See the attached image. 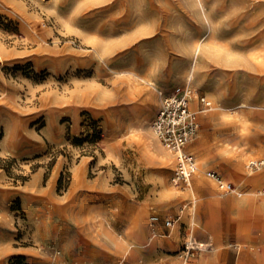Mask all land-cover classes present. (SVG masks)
<instances>
[{"label": "rangeland", "instance_id": "1", "mask_svg": "<svg viewBox=\"0 0 264 264\" xmlns=\"http://www.w3.org/2000/svg\"><path fill=\"white\" fill-rule=\"evenodd\" d=\"M0 55V264H264V212L225 202L263 198L264 0H0ZM185 84L211 105L176 186L150 124Z\"/></svg>", "mask_w": 264, "mask_h": 264}, {"label": "built area", "instance_id": "2", "mask_svg": "<svg viewBox=\"0 0 264 264\" xmlns=\"http://www.w3.org/2000/svg\"><path fill=\"white\" fill-rule=\"evenodd\" d=\"M197 98L205 106L211 103L203 95H198L190 84L175 88L170 93L160 92V104L153 121L154 132L161 145L176 156V165L172 181L176 186L190 185L192 175L197 171L196 156L186 150L187 145L199 131L200 122L191 103ZM264 166V155L248 161V170L254 172ZM207 175L215 180L224 193L234 192L236 188L231 182L217 172L209 170ZM264 194V186L258 191ZM158 216L153 215L152 220ZM173 219H166V225L171 226ZM55 264H66L58 262Z\"/></svg>", "mask_w": 264, "mask_h": 264}, {"label": "bare ground", "instance_id": "3", "mask_svg": "<svg viewBox=\"0 0 264 264\" xmlns=\"http://www.w3.org/2000/svg\"><path fill=\"white\" fill-rule=\"evenodd\" d=\"M4 1H7V2H9V3H14V2H16V1H18V0H4ZM19 1H21V0H19ZM39 1V0H38ZM41 2H45L46 0H40ZM24 2V1H23ZM22 2V3H23ZM201 47V43H197V45H196V50H198L199 48ZM98 50V49H97ZM99 50H103V49H99ZM99 52V51H98ZM99 54V53H98ZM101 55V54H100ZM99 55V56H100ZM0 58H1V55H0ZM160 58V57H159ZM161 58H163V55H162V57ZM178 72H182L184 75H185V77H186V79H187V81H191L192 80V77H193V75H194V71H195V67H191L190 69H188L187 67H185V66H178ZM117 75H119V76H128V78L131 80V82H133L134 80H136V79H138V80H146V78L145 77H143V76H140L133 68H127V67H123L122 69H120V70H113ZM149 80H150V78H149ZM161 92V91H160ZM160 92H159V96H160ZM214 104V103H213ZM193 105V104H192ZM243 105V104H242ZM228 109V107H226V106H224V105H222V104H218V103H216V104H214L213 106H212V112H211V114H210V116L212 117V118H215L217 115H219V114H221V113H224V110H227ZM141 119H142V117H141ZM145 121H148V118H146L145 117V119H144ZM153 121H154V119L151 121V126H150V130H151V134H152V131H153V133H154V135L156 136V134H155V132H154V129H153ZM140 122V121H139ZM144 124V123H143ZM141 128V127H140ZM142 129V128H141ZM146 132H145V137H146V140H147V145L148 146H155V144H154V142H153V138L152 137H150V136H152V135H148V136H146ZM155 140V139H154ZM155 156H157L160 160H162V162H164V163H172L173 162V160H172V157L171 156H169L168 157V155L167 154H165L163 151H161L160 150V148H158V147H156L155 149H154V151H151ZM245 152H242V153H240L239 155H238V164H239V168H240V170H245V165H244V161H245ZM247 155V154H246ZM198 166V165H197ZM200 168H203V164L200 166ZM209 171V170H208ZM208 171L206 172V173H208ZM250 171V170H249ZM254 173L255 172H248V175L249 176H252V175H254ZM201 188H203L204 190H208L209 189V187H208V185H206L205 183H203L202 181H199V184H198ZM260 189H262V188H259L258 190H257V195H256V191H251L253 194H255L256 196H258V191L260 190ZM187 193H189L190 195H195L196 194V191H195V188L193 187V185L191 184V186H189L188 187V190H187ZM236 196H238V197H236V198H227L226 199V201L225 202H227V203H231L232 204V206L234 207V208H236V207H239L240 205H251L252 207H254L255 209H257V210H261V211H263L264 212V194L262 195V200H261V202H258V198H256L255 196H251L250 195V192L249 191H236ZM248 194V196L247 197H245V198H242V196L243 195H247ZM239 197H241V198H239ZM201 232V231H200ZM198 233H199V231H198ZM214 243V242H213ZM213 243H206V242H202V241H199L198 242V247L199 248H202V249H207V248H209V246H213ZM239 246V245H238Z\"/></svg>", "mask_w": 264, "mask_h": 264}, {"label": "crops", "instance_id": "4", "mask_svg": "<svg viewBox=\"0 0 264 264\" xmlns=\"http://www.w3.org/2000/svg\"><path fill=\"white\" fill-rule=\"evenodd\" d=\"M246 191V190H245ZM256 192H257V190H256Z\"/></svg>", "mask_w": 264, "mask_h": 264}]
</instances>
